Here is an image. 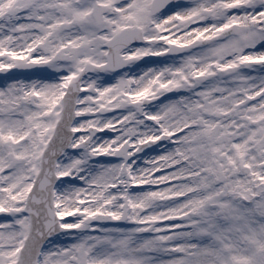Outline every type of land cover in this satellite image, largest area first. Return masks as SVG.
<instances>
[{
  "label": "snow or ice",
  "instance_id": "snow-or-ice-1",
  "mask_svg": "<svg viewBox=\"0 0 264 264\" xmlns=\"http://www.w3.org/2000/svg\"><path fill=\"white\" fill-rule=\"evenodd\" d=\"M0 264H264V0H0Z\"/></svg>",
  "mask_w": 264,
  "mask_h": 264
}]
</instances>
